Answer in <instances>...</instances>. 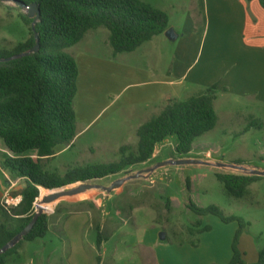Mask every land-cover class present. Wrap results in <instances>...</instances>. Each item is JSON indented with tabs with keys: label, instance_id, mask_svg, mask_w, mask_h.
Returning <instances> with one entry per match:
<instances>
[{
	"label": "rangeland",
	"instance_id": "374dc122",
	"mask_svg": "<svg viewBox=\"0 0 264 264\" xmlns=\"http://www.w3.org/2000/svg\"><path fill=\"white\" fill-rule=\"evenodd\" d=\"M141 1L151 2L167 13L174 31L185 32V40H191L190 52L196 43L200 45L196 33L202 26V17L196 16V7L203 0ZM26 13L15 2L0 0L1 50H12L30 37L29 26L21 19V14ZM109 36L106 27L91 29L77 45L65 49L79 64L74 105L76 137L72 143L55 147V156L45 161L51 172L64 175L70 168L118 161L123 145L130 146L129 152L135 151L137 128L153 116L143 115L147 103L140 101L158 88L145 82L149 81L148 75L135 70L149 60L153 46L163 47L166 58L162 69L168 70L173 54L178 57V45L184 41L172 42L161 36L153 45L146 43L135 52L115 53ZM234 62L235 58L229 64ZM215 107L218 124L197 139L199 144L192 155L180 157L175 151L176 139L167 138L147 162L86 182L110 186L119 178L167 159H200L214 165L161 166L152 172L142 171L141 176L128 179L110 193L102 188L87 189L49 203L46 213L53 228L43 238L20 240L15 253L19 251L21 256H5L6 264H155L156 254L160 264H213L232 250L239 223L225 222L212 214L198 215L187 208L189 200L198 207L215 205L225 217L241 218L246 226L236 246L246 263H256L258 251L264 247V176L247 187L241 197H234L226 192L216 174H249L250 170L262 169L264 105H254L248 98L232 102L219 93ZM218 162L242 163L246 169L217 166ZM186 178L191 180L189 191ZM162 232L165 239L160 237ZM101 235L108 240L99 250ZM148 245L153 246V251L146 249Z\"/></svg>",
	"mask_w": 264,
	"mask_h": 264
},
{
	"label": "trees",
	"instance_id": "16d2710c",
	"mask_svg": "<svg viewBox=\"0 0 264 264\" xmlns=\"http://www.w3.org/2000/svg\"><path fill=\"white\" fill-rule=\"evenodd\" d=\"M21 1L40 5L42 16L35 28L41 46L36 54L0 62V143L10 152L1 165L26 180L22 201L16 207L0 205V249L33 220L41 187L55 189L116 175L150 160L156 147L167 138L177 140L175 151L180 157L189 156L195 141L213 130L218 122L214 107L217 85H213L183 101L169 103L144 122L137 129L136 150L129 152V145L121 146L118 161L70 168L64 175L46 169L45 161L55 156V147L72 143L76 137L74 105L79 70L76 59L65 49L77 45L89 30L106 27L115 53L134 52L146 41L164 33L169 28V17L141 0ZM259 1L264 7V0ZM21 19L29 26L30 37L12 50L0 49V58L24 53L36 44L31 29L33 19L27 14H21ZM216 176L234 197H241L260 177L232 173ZM190 186L191 180L186 178L187 191ZM46 193L42 188V196ZM187 208L198 215L212 214L225 222L239 223L228 264H264V247L259 249L256 263L243 260L236 246L246 226L241 218L225 217L217 206L198 207L192 200ZM49 221V215L43 213L23 240L45 237ZM102 241L101 235L97 242L99 250ZM18 243L0 256V264H6L5 256L15 253Z\"/></svg>",
	"mask_w": 264,
	"mask_h": 264
},
{
	"label": "crops",
	"instance_id": "0c3cea01",
	"mask_svg": "<svg viewBox=\"0 0 264 264\" xmlns=\"http://www.w3.org/2000/svg\"><path fill=\"white\" fill-rule=\"evenodd\" d=\"M145 3L152 5L151 2ZM196 8L198 10L196 16L202 17V21L200 19L202 26L197 30L198 34L196 33L200 37V45L196 43L194 50L190 52L191 40H185V32L177 33V40L184 39V41L178 45V57L173 54V62L168 70L162 69L166 55L162 50L163 47L158 46L152 47L149 60L143 61V64L135 70L141 75L150 77L149 81H145L146 83L158 86L147 99L139 100L147 103L142 112L145 116H155L169 103L182 101L181 98H188L213 85H217L214 107L219 99V93L227 95L232 102L239 98H248L254 105L259 107L264 105V7L260 1L203 0ZM169 27L175 28L170 23V19ZM161 36L167 38L162 33L146 41L139 48L146 43L153 45ZM208 39L209 43H207ZM233 58L235 62L229 64ZM221 61H223L222 65ZM77 67L79 70V64ZM230 67L233 69L231 70ZM166 71L168 74H164ZM215 112L219 121L216 107ZM198 144L196 140L189 156L194 153ZM6 154L10 152L0 143V205L8 194L12 197L21 195L26 182L24 178L16 177L2 167L1 163L5 160ZM259 166L264 169V165ZM51 228L53 226L49 221V230ZM101 228L102 226H99V229ZM106 240L108 238L103 237L100 250ZM145 247L148 251H153V246ZM20 254L19 251L14 253L16 256H21ZM154 257L155 264H160L158 255ZM231 258L232 250L226 251L225 257L222 256L221 260L215 263L228 264Z\"/></svg>",
	"mask_w": 264,
	"mask_h": 264
},
{
	"label": "water",
	"instance_id": "95a60500",
	"mask_svg": "<svg viewBox=\"0 0 264 264\" xmlns=\"http://www.w3.org/2000/svg\"><path fill=\"white\" fill-rule=\"evenodd\" d=\"M2 1H8V0H2ZM10 1L15 2L18 5V7L26 10L27 16L29 18L33 19L31 29L34 32L36 44L24 53H20L17 55L6 57V58H0V62H8V61H11L13 59L16 60V59L22 58L24 56H28L31 53L36 54L39 52L40 46H41V40H40V37H39L38 33L36 32V28H35V26H37V24L40 21L41 16H42L40 5L37 4L36 2H33L31 4H27L21 0H10ZM164 34L171 41H175L178 38L177 33L174 31V29L172 27H169L167 30H165ZM198 163L207 164V166L214 165L210 162L203 161L200 159H188V158L170 159V160L167 159L166 161L159 162L157 165H155L152 168L148 167L142 171L152 172L156 168L161 167V166H166V165H168V166L169 165H184V164L191 165V164H198ZM216 165L222 166V167L237 168V169H242V170L246 169V167H244V164H242V163H228V164H226V162H218ZM142 171H140L139 173L132 175L130 177L128 176V177L119 178V179L115 180L110 186L91 185L90 183H87L86 181H80L79 185H77L76 187H73V188L67 187L69 184L64 186V187H59V188H55V189L41 187V189L42 188L46 189L48 191V193H46L45 195L38 198L39 201L37 203H35L36 209H35V215L33 217V220L30 221L25 226V228L16 237L13 238V240H10L8 243H6L0 249V256L3 253H5L6 251H8L9 249H11L12 247H14L20 240H22L28 233H30L32 231V229H33L36 221H38L39 217L43 213H46V211L48 210L44 207V204L55 203V202L61 200L62 198L66 197V196L72 197V196H75L77 194L84 192L87 189L102 188V189H104L110 193L114 189H116V188L120 187L122 184H124L128 179L131 180V179H135V178L141 176L140 173ZM249 174L257 175V176H264V169L250 170ZM111 176H113V175H111ZM160 237H161V239H165V233H163V232L160 233Z\"/></svg>",
	"mask_w": 264,
	"mask_h": 264
},
{
	"label": "built area",
	"instance_id": "2783aa9c",
	"mask_svg": "<svg viewBox=\"0 0 264 264\" xmlns=\"http://www.w3.org/2000/svg\"><path fill=\"white\" fill-rule=\"evenodd\" d=\"M20 201H22V196H16V197H12L10 194H8L5 199L2 201V205L5 208H9V207H16Z\"/></svg>",
	"mask_w": 264,
	"mask_h": 264
},
{
	"label": "bare ground",
	"instance_id": "6f19581e",
	"mask_svg": "<svg viewBox=\"0 0 264 264\" xmlns=\"http://www.w3.org/2000/svg\"><path fill=\"white\" fill-rule=\"evenodd\" d=\"M48 204H44V207L46 208Z\"/></svg>",
	"mask_w": 264,
	"mask_h": 264
}]
</instances>
